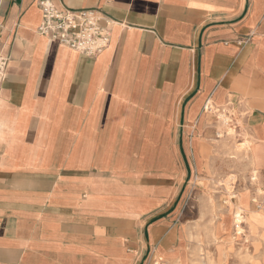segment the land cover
I'll use <instances>...</instances> for the list:
<instances>
[{"label": "crops", "instance_id": "obj_1", "mask_svg": "<svg viewBox=\"0 0 264 264\" xmlns=\"http://www.w3.org/2000/svg\"><path fill=\"white\" fill-rule=\"evenodd\" d=\"M40 1L0 0V264H182L223 126L264 190V0H50L108 23L96 57L41 36Z\"/></svg>", "mask_w": 264, "mask_h": 264}, {"label": "rangeland", "instance_id": "obj_2", "mask_svg": "<svg viewBox=\"0 0 264 264\" xmlns=\"http://www.w3.org/2000/svg\"><path fill=\"white\" fill-rule=\"evenodd\" d=\"M226 114L223 121L227 118L231 123L230 115ZM231 124L233 130L223 126V138L210 144L208 156L204 158V171L195 174L188 183L185 209L190 217L181 226L183 239L178 250L182 264H256L264 261V240L257 242L258 233L249 230L244 223L242 227L246 232L237 235L234 227L240 191H249L253 211L257 214H264V211L258 210L251 200L263 191L259 173L249 148L242 146L245 139ZM226 133L229 134L224 137ZM247 203L244 198V208ZM162 264H179V261L165 260Z\"/></svg>", "mask_w": 264, "mask_h": 264}, {"label": "built area", "instance_id": "obj_3", "mask_svg": "<svg viewBox=\"0 0 264 264\" xmlns=\"http://www.w3.org/2000/svg\"><path fill=\"white\" fill-rule=\"evenodd\" d=\"M42 23L38 33L62 46L82 55L96 57L102 54L111 44V31L97 11H71L61 9L50 0H41ZM9 58L0 55V93L7 74ZM252 203L258 210L264 211V190ZM243 226V224H241Z\"/></svg>", "mask_w": 264, "mask_h": 264}, {"label": "bare ground", "instance_id": "obj_4", "mask_svg": "<svg viewBox=\"0 0 264 264\" xmlns=\"http://www.w3.org/2000/svg\"><path fill=\"white\" fill-rule=\"evenodd\" d=\"M235 207H236V211H234V227H235L236 234L242 235L244 232H246L241 225L245 223L247 227L251 226L253 230H256V232L258 233L259 240L257 242L263 241L264 240V221L261 223V218L264 217V214H257L253 210L250 212H246L240 206H235ZM242 213L244 215H242ZM157 264H160V263L158 262ZM256 264H264V261L257 262Z\"/></svg>", "mask_w": 264, "mask_h": 264}]
</instances>
